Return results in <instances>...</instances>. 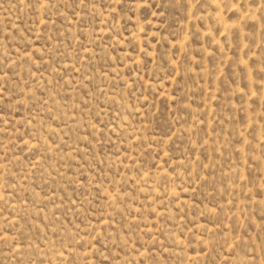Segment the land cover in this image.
Returning <instances> with one entry per match:
<instances>
[{
    "label": "rangeland",
    "instance_id": "1",
    "mask_svg": "<svg viewBox=\"0 0 264 264\" xmlns=\"http://www.w3.org/2000/svg\"><path fill=\"white\" fill-rule=\"evenodd\" d=\"M0 264H264V0H0Z\"/></svg>",
    "mask_w": 264,
    "mask_h": 264
}]
</instances>
